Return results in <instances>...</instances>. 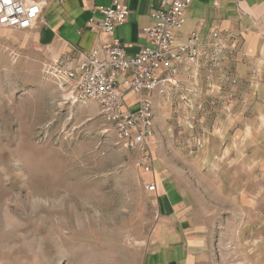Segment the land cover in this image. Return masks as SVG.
Here are the masks:
<instances>
[{
    "label": "rangeland",
    "instance_id": "374dc122",
    "mask_svg": "<svg viewBox=\"0 0 264 264\" xmlns=\"http://www.w3.org/2000/svg\"><path fill=\"white\" fill-rule=\"evenodd\" d=\"M40 28L0 27V264H137L143 248L155 247L158 218L176 210L145 185L209 186L193 152L215 115L214 73L199 58L153 95V171L145 173L95 102H73L60 89L47 71L57 55ZM207 193L203 200L188 188L191 208L180 224L197 241L195 230L208 225L201 212H213L202 264H264V186H244L219 206ZM177 225L169 226L179 232Z\"/></svg>",
    "mask_w": 264,
    "mask_h": 264
},
{
    "label": "crops",
    "instance_id": "0c3cea01",
    "mask_svg": "<svg viewBox=\"0 0 264 264\" xmlns=\"http://www.w3.org/2000/svg\"><path fill=\"white\" fill-rule=\"evenodd\" d=\"M108 1L49 0L37 25L40 34L49 35L51 52L61 60L76 54L72 64L113 38L125 42L129 54L137 52L146 43L142 28L151 23L150 10L160 0H124L128 17L112 34L87 29L94 7ZM191 32L199 36L201 66L209 64L215 77L210 90L214 100L209 106L215 115L208 119V129L198 134L193 152L198 175L207 174L210 182L209 186H174L166 181V185L162 182L156 186L152 192L168 199L169 206L176 210L174 215L163 211L165 215L158 218L151 235L155 247L143 248L137 264L203 263L213 212L206 208L201 212V223L208 225L194 227L199 233L197 241L181 228L191 208L185 203L189 187L200 191L201 199L214 191L207 199H214L219 206L231 204L235 193L241 197L244 186H264V0H192L185 10L183 26L176 31L177 41L185 40ZM213 32H217V38H213ZM214 41L221 47L214 46ZM218 97L223 100L218 101ZM203 121L196 119L199 127ZM174 222L179 223V232L169 226ZM193 249L201 254L199 258H195Z\"/></svg>",
    "mask_w": 264,
    "mask_h": 264
},
{
    "label": "built area",
    "instance_id": "2783aa9c",
    "mask_svg": "<svg viewBox=\"0 0 264 264\" xmlns=\"http://www.w3.org/2000/svg\"><path fill=\"white\" fill-rule=\"evenodd\" d=\"M49 0H0V27L31 30L37 25ZM192 0H160L150 10L151 23L142 28L146 43L129 54L127 44L118 38L101 48H92L76 63L53 59L47 71L68 92L73 102L97 104L99 115L110 124L117 143L136 151V165L145 173L153 171L152 146L155 144L153 95L165 93L176 84L182 65L199 63V36L191 32L178 42L176 31L185 22V10ZM129 14L124 0H109L92 10L87 29L112 34ZM213 32V38H217ZM221 47L218 41L212 43ZM235 82V81H234ZM156 189L155 182L145 185Z\"/></svg>",
    "mask_w": 264,
    "mask_h": 264
},
{
    "label": "snow or ice",
    "instance_id": "6c2138e0",
    "mask_svg": "<svg viewBox=\"0 0 264 264\" xmlns=\"http://www.w3.org/2000/svg\"><path fill=\"white\" fill-rule=\"evenodd\" d=\"M6 2H7V0H6Z\"/></svg>",
    "mask_w": 264,
    "mask_h": 264
}]
</instances>
